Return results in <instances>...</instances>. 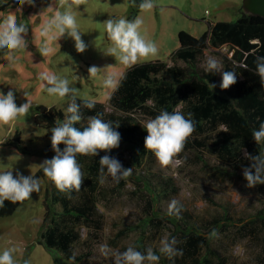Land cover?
I'll list each match as a JSON object with an SVG mask.
<instances>
[{
    "label": "trees",
    "instance_id": "1",
    "mask_svg": "<svg viewBox=\"0 0 264 264\" xmlns=\"http://www.w3.org/2000/svg\"><path fill=\"white\" fill-rule=\"evenodd\" d=\"M247 10L249 13L234 21L210 22L208 32L201 37L180 31V47L171 55V63L156 60L133 65L111 94L110 107L92 100L94 108L81 107L83 118L75 127L82 130L90 116L100 113L113 127L120 125L115 129L121 135L118 148L128 145L131 149L127 158L124 151L115 148L101 151L98 156L78 155L84 180L79 191L60 192L51 181L41 239L48 249L62 254L64 261L60 264L89 262L107 225L101 199L126 192L138 202L142 219L139 225L120 231L116 239L139 228L134 247L144 253L152 248L150 239L167 233L169 240L175 238L174 247L182 250V255L169 258L152 248L160 256L159 264H230L231 249L237 241L246 238L263 244L254 264H264V185L255 186L263 198V208L254 216L234 215L231 204L216 201L212 195L207 198L218 209L215 215L204 216L189 209L180 197L181 185L176 176L167 169L157 168L156 156L145 149L148 133L142 127L161 110H179L186 118L191 113L194 131L173 160L247 182L242 169L250 162L244 159V151L253 155L264 153V143L256 144L252 136L253 130L264 122V85L255 74V59L264 56V0H254ZM227 47L240 49L245 54L243 61L236 62L221 50ZM210 48L224 70H234L237 74V82L227 90L219 87L221 74L205 71L206 52ZM210 84L217 87L211 89ZM65 114L54 107L39 106L36 123L53 127L62 122ZM64 147L60 145L61 150ZM104 155L126 160L124 168H133L132 175L113 184L109 183V176L100 184L99 160ZM211 159L215 160L214 165ZM172 200L178 202L179 216L168 215L164 206ZM18 205L5 201L0 216L12 214ZM213 230L217 235L209 238ZM224 240H229V245Z\"/></svg>",
    "mask_w": 264,
    "mask_h": 264
},
{
    "label": "rangeland",
    "instance_id": "2",
    "mask_svg": "<svg viewBox=\"0 0 264 264\" xmlns=\"http://www.w3.org/2000/svg\"><path fill=\"white\" fill-rule=\"evenodd\" d=\"M244 1L154 0L153 9L141 13V0H86L85 4L72 9L82 39L87 45L86 50L83 53L77 52L75 41L65 35L60 40L51 41L53 52L43 57L38 51L45 42V38L40 35L41 25L55 11L65 9L58 8V0H23V3L21 0H0V21L13 15L18 24L23 23L28 29L25 35L26 47L14 53L15 63H9L4 59L3 53H0V92L7 94L9 90L14 91L18 106L27 102V93L32 105L26 115L8 125H0V171L11 170L14 176L17 172L24 176H33L40 183L39 192H33L29 199L19 203L12 214L0 216V252L16 247V264H25V261L28 264H60L64 261L61 253L48 249L41 239L52 184L40 165L46 159L53 158L56 153L51 145L52 127L38 125L36 114L39 106L54 107L66 113L70 100L68 97L48 95L39 74L48 72L67 78L69 85L77 88L83 99L101 102L110 107V96L129 67L103 53L110 44L103 23L109 17L129 20H134L138 15L142 17L141 32L147 39L155 42L158 55L140 60L137 64L156 60L171 63V55L180 47V31L201 37L208 32L210 22L234 21L244 14ZM49 6H52L51 9ZM221 50L227 52L236 62H242L245 57L238 48L227 47ZM213 52L212 48L207 50L206 57H215L220 61ZM93 66L98 71L94 77H90L88 70ZM108 74L115 78V88L104 87L103 81ZM115 149L124 151L126 158L129 157L130 146ZM125 161H120L123 168ZM211 164H215L214 159H211ZM156 167H161L158 161ZM163 169L169 170L178 179L181 185L180 197L186 207L204 216L215 215L218 210L207 198L208 195L221 203L231 204L232 211L237 216H254L263 208V198L256 187H246L247 182L214 175L210 169L181 164L177 160H173L169 167ZM109 178V183L113 184L112 178ZM127 187L130 190L132 185ZM169 204L170 202L164 204L166 209ZM101 210L107 217L104 236L96 244L89 262L83 264H109L114 261L113 257L102 255L101 245L107 244L113 252H122L127 247L134 246L139 237V228H136L116 239L120 231L139 225L142 219L138 202L127 192L122 196L109 195L108 198H102ZM164 238H168V234L162 232L150 239L152 248L159 249L160 241ZM226 242L229 245V240H224ZM262 248L263 244L256 239L237 241L230 252V264H254L255 256Z\"/></svg>",
    "mask_w": 264,
    "mask_h": 264
},
{
    "label": "clouds",
    "instance_id": "3",
    "mask_svg": "<svg viewBox=\"0 0 264 264\" xmlns=\"http://www.w3.org/2000/svg\"><path fill=\"white\" fill-rule=\"evenodd\" d=\"M85 3L86 0H58V8L62 7L65 10L55 11L51 18L41 25L40 35L45 38V42L38 48V51L43 57L53 52L50 42L60 40L65 35L75 41L77 52L83 53L86 50L87 45L82 39L76 16L72 11L73 8H78ZM51 7L49 6V9ZM153 7L154 0H141L139 4L141 13L149 12ZM103 23L110 42L103 53L114 57L120 64L132 67L140 60L158 55L155 42L147 39L141 32L143 25L141 16L138 15L134 20L109 17ZM27 32V27L23 23L18 24L13 15H8L0 21V53H3L4 59L9 63H15L14 53L26 47ZM255 64V74L264 85V56H257ZM88 71L90 77H94L98 68L93 66ZM205 71L210 74H221L222 79L219 84L221 90H227L237 82L236 72L224 70L221 62L215 57L206 58ZM39 79L44 82L48 95L68 97L70 100L65 110V118L50 129L51 145L56 155L51 159H46L40 167L44 175L60 192L79 191L84 180L76 157L78 155L98 156L101 151L110 152L118 148L121 135L115 129L120 125L113 127L111 121H104L102 114L97 113L88 118L82 130L75 127L83 118L81 107L92 109L95 106L94 103L83 99L79 90L69 85L67 78L43 72L39 74ZM103 85L105 88H115L117 83L115 78L108 74ZM210 87L215 89L217 85L210 84ZM25 97L27 102L18 106L14 91L9 90L7 94L0 92V125H8L28 113L32 105L31 100L27 98V93ZM191 115L189 113L186 118L179 110L173 112L161 110L154 119H149L142 125L148 133L144 140L145 149L154 153L161 167L167 168L173 163V158L182 151L186 140L192 135L194 122L190 118ZM252 136L256 144L264 143V122L260 123L258 129L253 130ZM61 144L65 146L63 150L60 148ZM244 159L250 162L249 166L242 169L244 179L247 181L246 187L264 185V153L253 155L245 150ZM99 165L100 184H104L109 176L114 182L119 183L121 179L131 176L133 171V168H123L118 159L109 155L102 156ZM39 190L40 183L36 177L24 176L18 172L14 176L11 170L0 171V208L5 206V201H10L12 204L22 203L29 199L33 192H39ZM179 212L178 202L171 201L168 206V215L179 216ZM216 235V230H213L209 238ZM176 243L175 238L162 239L159 252L169 258L182 255V250L174 247ZM16 252V247L4 249L0 252V264H16L14 260ZM100 252L106 257L111 255L114 264H159L160 260V256L151 247L147 248L144 253L134 246H129L122 252H113L107 244H103L100 246ZM25 264H28V261H25Z\"/></svg>",
    "mask_w": 264,
    "mask_h": 264
},
{
    "label": "water",
    "instance_id": "4",
    "mask_svg": "<svg viewBox=\"0 0 264 264\" xmlns=\"http://www.w3.org/2000/svg\"><path fill=\"white\" fill-rule=\"evenodd\" d=\"M253 1L254 0H245L242 11H244L245 13H249V11L247 10V7L251 6L253 4Z\"/></svg>",
    "mask_w": 264,
    "mask_h": 264
}]
</instances>
